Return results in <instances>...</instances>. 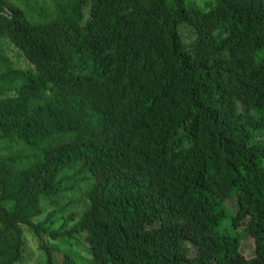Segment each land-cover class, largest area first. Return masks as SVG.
<instances>
[{
    "label": "trees",
    "instance_id": "1",
    "mask_svg": "<svg viewBox=\"0 0 264 264\" xmlns=\"http://www.w3.org/2000/svg\"><path fill=\"white\" fill-rule=\"evenodd\" d=\"M25 229L39 264H264V0H0V264Z\"/></svg>",
    "mask_w": 264,
    "mask_h": 264
},
{
    "label": "rangeland",
    "instance_id": "2",
    "mask_svg": "<svg viewBox=\"0 0 264 264\" xmlns=\"http://www.w3.org/2000/svg\"><path fill=\"white\" fill-rule=\"evenodd\" d=\"M203 1H208V0H203ZM184 32L186 33L187 30L185 29ZM7 41H4L6 43ZM7 45V44H5ZM17 51L14 48L7 47L6 49V54H9L10 58L13 59L14 64L16 67L20 68H25L26 63L23 60V58L19 55L16 54ZM83 189H85V185L79 184L75 188V193L74 196L72 197V202L77 205V196L83 193ZM227 204L230 206L233 205V200H229ZM228 219L225 221L227 222ZM31 230L25 229V236L27 239V248H26V254L25 258L21 263L17 264H39L41 258H42V248L39 245L38 241L36 238L33 237V235L30 233ZM241 236V252L244 256L250 257L255 254V244H254V239L250 235H244L243 233L240 234ZM61 255V254H60ZM58 260H60V257L58 256Z\"/></svg>",
    "mask_w": 264,
    "mask_h": 264
}]
</instances>
